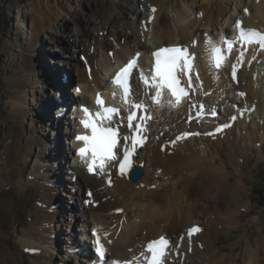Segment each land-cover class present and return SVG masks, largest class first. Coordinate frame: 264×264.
<instances>
[{
    "label": "bare ground",
    "instance_id": "obj_1",
    "mask_svg": "<svg viewBox=\"0 0 264 264\" xmlns=\"http://www.w3.org/2000/svg\"><path fill=\"white\" fill-rule=\"evenodd\" d=\"M112 1L94 0L90 2L92 4L87 3L86 5L85 0H80V6L86 5L87 11L85 12L82 8L77 16L59 24L57 33H59L58 37L60 38L57 39L54 35H48L41 40L42 42L44 40L52 45V48L48 47L53 51L51 55L64 58V62L55 61L53 59L51 63L48 62L47 64L41 56H37V52H35L37 49L33 47L35 44L39 43L38 39V43H35L36 41L31 39L26 41L24 44V47L25 45L26 47L25 49L23 48V52L20 53L18 58H16L17 56L15 57L19 71H17L12 78L10 86L13 88L11 93L13 99L15 98L13 102L16 107L9 117L2 120L0 119V130L3 133L4 139H6L0 145V201L2 207L5 208L8 216L11 213L10 217L12 219L17 204V197H13L14 194H12V197L6 198L5 193L9 191L10 187H13L10 191L18 189V192L25 191V194L33 190L30 187L29 179L24 177L19 178L14 183L15 169H11L8 166L10 162L14 161L10 158L15 159L23 153V148L20 144L21 139L19 141L17 137L22 130L23 132L25 131V129H23L24 121L22 118L23 116H28L29 111L26 100H28V96L33 93L37 94V96L40 95V98L36 100L34 98L35 102H32V108L38 111L37 114H39L44 121L46 126L43 132L44 137L54 146L53 149H51L49 157L51 158L53 156L52 158H54L55 161V164L52 165L50 170L53 174L55 183L61 182L60 172L62 176L65 177V159L72 154L74 156L72 166L74 169H72L73 171L70 173L75 176L76 183L80 184L81 187L79 188L82 189V185L86 186L88 191L94 195V202H99L97 208H94L92 204L90 205L89 203L83 204V207L80 205L81 207L77 209L74 208L78 213L79 221L78 226L74 227V231L79 234L80 239L84 238L86 241L92 240V232H98L105 246L108 261H115L121 264H147L150 256L146 252L147 245L153 240H159L163 237L171 242L170 247L166 250L165 256L162 258L163 264H215L222 256H224L223 258H227L226 264H231L232 261L236 263L235 260L238 261L239 259H244L245 264H257L256 258H259L260 255H264V229H261L259 232L260 235H258L255 241L250 239L251 233L249 230L244 229L245 237L242 234L239 239L231 245L229 248L230 250L226 252V254H223L226 248L224 246H219V243H222L220 241V235L224 233L228 235L236 234L238 231L243 230L242 222L243 216L245 215L243 207H246L241 205V202L245 200L242 194L243 186H239L237 182L233 181V177L228 172L230 167L228 163L233 162V154L231 152L228 153L229 157L221 161L227 163L220 162L221 164H219L215 157H210L209 159L206 157H197L196 152L187 147L185 153H183L177 146L175 147L171 143L170 145L167 144L168 146L165 144L168 140L166 136L168 135L169 127L161 131L165 128L164 124L155 123L154 121H157L158 118H163L167 120V122L170 121L167 124L164 123L166 126L170 124L172 126L174 125L172 128L174 131H178V133L174 135L173 139H175V143L178 145L179 143L184 144L179 147H184L187 141H184L185 138L182 137V134L190 133V131L197 132L199 129H202L203 133H207L209 131H214L222 124H216L217 119H211V114L217 113L219 107H222L224 109L222 120L224 124H229V127L219 135H212L211 140L223 139L221 142L223 146H225V137L230 135L235 127L238 128V124H244L246 132H240V135L237 134V137L247 135V132L251 134L253 131L255 134H252V136H255V139L257 138L255 122L253 129V126L248 127L245 123H241V121L234 123L233 116H235L236 113L241 114V110L237 111L240 100L242 101L241 104H243L242 108H245L244 105L249 104L248 102L251 104L249 107H251L252 111L255 110L254 107L257 110L264 108V102H262V97L256 81L252 78L254 73H256L255 71L258 66L259 58L264 57V50H260L258 53L260 46L258 44L254 45L253 43L250 45L245 43V48L240 50L237 46L239 45V47H241L240 45L244 41L240 39V30L236 25L238 22H242L241 24L245 31L256 29L264 33V0H240L237 2V6H245L244 10H246L247 13L249 12V16L244 13V15L239 16L241 18L238 19L239 21L231 18L232 20L229 23V25H232L231 27H223L220 33H212L211 35L206 33L203 37L204 42L199 39L200 42H198V46L195 45L194 41L197 39L196 36L198 33L201 34L202 30L204 31V26H211L213 27V31H216L214 27L217 25L216 20L224 16H231L229 10L231 0H203L206 1L207 7L200 11L196 20H192L189 13L194 7H201L202 0H185L186 4L191 1L186 5L190 10H187V12L182 8H178L179 0H133V2H131V0H121V2L114 1V3H112ZM125 1H130L131 4L125 5ZM223 2L227 5H223ZM94 5L95 9L91 10V6L93 7ZM123 6H126L125 11L131 10L135 14L134 17H130V20L135 21V19H137V21L141 23V27L145 25L150 30V33L141 30V33L144 35L143 38L147 39L148 34H160L161 37H159L160 39H158V42L155 40L153 46H149L140 36L138 37L137 34L131 35L133 37L129 35L133 31L130 29L132 31L129 30V33L127 27V24H129L127 19L130 14L128 15L127 12L123 10ZM42 8L38 6V2L34 1L31 8L27 11L32 27L30 28L31 30H35L33 33L37 35L54 24V15L56 14L53 8H49V12L46 13ZM155 8L156 12L153 13L152 9ZM82 11V14L86 15V19L80 18ZM171 11L173 14H171ZM137 16L139 18H137ZM132 24L134 28L137 26V23ZM206 30L208 31L207 28ZM63 38H67L68 41H65V39L63 40ZM226 38L232 43L237 41L238 45L234 51L237 53L235 56L239 55V61L236 60L237 58L228 57V52L224 49ZM167 41L169 44H165ZM209 41H211V43H209ZM65 42L66 44H63ZM203 43L204 45L202 46ZM62 45L64 47H62ZM213 45L220 48L223 46L222 55L225 59L220 68H216L213 64L211 53ZM167 46H183L189 56L197 54L196 65L190 71L189 75L192 79H187L188 77H186L185 81L188 89L187 96L182 98L178 106H172V104H175V98L172 97L168 89H163L160 103L157 104L155 102L154 105L153 100H155L157 89L152 85L149 88L145 87L142 82L139 83L138 80L133 78V85L130 86L131 91L127 97L129 98V103L127 105L124 101L126 96L123 89L109 82L114 72L128 60L136 55H140L138 69L143 68L147 74L148 72H151V74L152 72L155 73L153 68V53L156 49ZM200 47H203L204 51ZM247 47L250 48V52H246ZM31 49L34 52H32V54ZM117 49L118 54L116 51ZM121 51L122 56L120 55ZM104 53L108 56H101L98 58L99 54L104 55ZM80 54L82 56H87L85 65L79 60ZM52 63H57V71L54 70ZM36 64H39L41 68L40 77L38 79H35V75L37 76V71H35L37 68ZM65 65L71 68L67 67L68 69H65L66 72L59 69V67L63 66L65 68ZM81 67H83V71H81ZM99 68H103L104 71H99ZM240 68L243 70V75L240 78L242 82L244 81V85L242 86H238L236 83L239 77H231L233 69L236 71ZM71 71L73 73H70ZM100 72L103 76L101 78L99 76ZM106 74L108 75L105 80L104 77ZM225 74H227V76L224 79ZM185 75L187 76V73H185ZM41 76L42 79H40ZM60 76L61 78H59ZM194 76L199 87L198 91L202 98H197V94L195 95L193 88H191L195 80L193 79ZM152 77L153 76H151V79ZM30 78H32L31 82ZM41 80L43 81L41 82ZM55 81L62 83L60 85L66 88L68 85L77 83L78 88H74L79 89V91H70L72 97H75V94L76 98H73L72 101L70 98L68 99L69 95L64 92L63 87H55ZM227 84L230 86L228 87ZM27 87H29V89H27ZM242 87H246L249 91L254 88L255 93L250 95L249 91L244 90ZM37 88L39 92H37ZM55 88L57 89L56 91ZM26 89L27 91L25 93L24 90ZM58 89H60V92ZM148 89H150V93L152 92V100L150 96L147 97ZM52 91H54L53 94ZM229 91L237 98L238 102L236 104H234L233 101H225L228 98L227 95L229 94L227 93ZM47 92L51 95H47ZM190 92L192 93L193 99L191 103H189ZM224 93L226 95L224 99L221 100ZM241 93L244 94L243 97H241ZM62 95L66 96L61 98ZM98 95L104 96L109 105L115 106L117 110L121 109L124 112H127V110H134L135 108L132 107L134 103L143 104L148 107V117L145 120V129H143L146 132L145 134L144 131L142 133L144 142L141 141V143H139L143 146V150L136 152L131 167L126 169L123 174L119 173L117 164H119L118 161H122V147L127 144L126 140L120 143V154H122L116 155L115 153V159H106L104 163L108 165L106 167L104 166L103 169L96 167L95 174L92 172L90 173L87 169L92 159L91 152L85 153L83 158L78 153H75L76 149L80 150L81 148L87 147L83 141L77 140L76 137L92 135L91 129L85 128L84 124L81 123V121H84L86 118L84 117L83 111L80 110L81 107L79 106V102L90 108L89 110L92 113L93 111L102 113L103 121L107 119V115H104V111L95 105V100ZM256 96L259 99H257ZM231 97L230 99L234 98ZM74 99L79 102L74 103ZM51 100L54 103L55 111L49 106ZM55 100H57V102ZM170 100L172 104L169 103ZM203 100L205 101L204 103ZM227 102L228 105L229 102L230 104L232 103L229 109L224 106ZM195 103L197 104V110L192 113L193 109L191 106L193 105L195 108ZM76 104L77 106L75 107ZM152 105H154L155 109H153ZM202 105H205L204 108ZM22 108L27 109V113ZM50 109L51 113L55 112L58 115L55 116L54 113L51 117L49 113ZM77 109H79V111L71 113L72 116L67 119V122L63 121V118L66 117L69 112ZM202 110H204L203 113L206 115L201 120L202 126L197 125L198 121L192 120V122L189 123L182 120L184 113L189 119L190 115L195 116L197 113H201ZM248 114L249 113L246 115ZM262 115L264 119V114L262 113ZM176 116H178L179 120H182V122H179ZM153 117L154 119L151 122V118ZM124 118H126V114ZM259 118L262 119V116ZM96 119L92 118L93 121H96ZM123 121L125 122V119H123ZM35 122V120H32L28 127L29 129L33 128L34 132L36 129ZM108 123L109 124L102 126L114 127V125L120 123V121L118 122L117 115H114L111 119H108ZM121 123L123 126V128H120L122 136L129 135L126 126L124 127L123 122ZM61 130H63L62 133ZM149 133L152 134L151 141L149 138L147 139ZM159 134L161 137L155 140V137ZM63 135H65V138H63ZM61 137L65 139L64 144L68 142L70 146L72 145L73 148H71L70 151L65 148L63 149L61 146ZM25 139L26 144L35 145L38 151H42V154L38 152L35 154L33 160L34 168H36V164L39 161H44L47 164L52 163L48 159L47 151H45L46 142H43V140H34L31 135H27ZM131 139L132 132L129 135L128 144H131ZM193 140H195L194 135L190 136L188 141ZM261 140L264 142V137L261 138ZM208 141H210V138ZM119 142L120 140L118 144ZM155 143L161 145L160 151L156 153L157 155L155 154L156 150H154V146H156ZM31 150L29 151V155L32 153ZM161 151H163V153ZM217 152L219 153V150H217ZM19 153L21 154L19 155ZM118 153L119 150L117 154ZM170 153L173 154L169 155ZM246 156L249 157V154L247 153ZM27 158L28 152L26 154L25 163L27 162ZM245 159L249 160L250 158ZM145 162H147V164ZM179 164L182 168H180ZM140 165H144V169L147 167L146 174L143 175L138 182L132 184L129 179L128 170ZM236 165L238 166L239 163H236ZM42 167L44 168V166ZM48 167H46V169H48ZM173 167H175V169ZM172 168L174 169L173 171L171 170ZM179 169L187 171L184 175L180 176L178 175ZM243 169H245V167L240 168V172H243ZM158 171L161 172L153 178V174ZM238 172L239 171L236 173L239 174ZM110 178H112V180H110ZM70 179L73 180V177ZM110 181L113 182L116 192L122 195L128 202L127 206H123L119 199L115 198L109 192H106L108 187L107 183ZM241 182H243V180H241ZM72 186L75 187L74 185ZM54 192L55 190H52V193ZM64 195L67 196V194ZM3 198L6 199L4 200ZM34 214L35 220L41 216L38 214L37 210L34 211ZM133 219L137 220L134 222ZM55 220H57V218L50 219V221ZM249 222L251 221L249 220L248 223ZM101 224H103V228H101ZM258 224H261L260 220H258V223L254 221V226L257 227ZM192 228H199L200 231L189 235V230ZM12 229L14 230V223H12ZM37 232L38 229L35 227V223L29 230H24L23 234L20 235V242L23 245V249L37 251V254H41L39 256L32 255L33 264H55L54 255L48 259V255L43 253V251H41L42 249H35L36 241L40 238ZM246 236L248 238H246ZM12 238L15 237L11 235L10 230L4 232L0 223V264H21L23 255L25 260L24 252L18 251L16 254L12 250L10 244ZM77 241L78 240L70 238L71 243H77ZM57 249L60 250V248ZM69 249L73 254L78 252L79 257L72 256L73 254L69 257H64L66 264H85L82 257L83 253H87L89 258H94L95 260L98 258L93 250L86 249L85 247L80 246L71 248V246H69ZM238 249H241V252L238 253ZM35 256L38 257L34 258ZM258 262V264L264 262V256Z\"/></svg>",
    "mask_w": 264,
    "mask_h": 264
},
{
    "label": "rangeland",
    "instance_id": "obj_2",
    "mask_svg": "<svg viewBox=\"0 0 264 264\" xmlns=\"http://www.w3.org/2000/svg\"><path fill=\"white\" fill-rule=\"evenodd\" d=\"M34 1L38 2V6L40 8L45 6L44 8H42V9H44L45 13L49 12V10H48L49 8H53V10H55V12H56V14L54 15V17H55L54 18V24L51 25L50 28L44 30L41 34H38V35L33 33L35 30H33V29L31 30L32 27H31V23H30V18L28 17L29 15H27L28 14L27 11H28V9L31 8V5H32V3H34ZM93 1L94 0H85V3H86V5H87V3L92 4L90 2H93ZM108 1H110V0H108ZM114 1L121 2V0H113L112 3H114ZM239 1L240 0H231V2L229 4V10H230L231 16H229V17L224 16V17L217 19L216 20L217 25L214 26L216 28V31H213V29H212L213 27H211V26H207V25L204 26L205 27L204 31L202 30L201 34L198 33V35L196 36L197 39L194 37L196 39L194 41L196 46H198V44H199L198 42H200L199 39L203 40V42H204L203 37L205 36L206 33H208L210 35L212 33L213 34L218 33V32L220 33L223 27L224 28L231 27L232 25H229V23L232 20L231 18H233L236 21H239L238 19H241L239 16L244 15V13L249 16V12L247 13L246 10H244L245 6L239 7V5L238 6L236 5L237 2H239ZM125 2H126L125 5L131 4L130 1H125ZM131 2H133V0H131ZM189 2H191V1H189ZM189 2H187V4H189ZM201 2H202L201 7H197V8L194 7V9L190 11L188 9L189 7L186 6L187 4L185 3V0H179L178 1V3H179L178 8H182L186 12H187V10H189L190 11L189 16L191 17V19L196 20L197 16L200 14V11L203 10V8L207 7L206 1L202 0ZM115 3H117V2H115ZM86 5L80 6V0H0V119L1 120L6 118V117H9L10 114L13 112L14 108L16 107V105H14V102H13L15 98L13 99V95L11 93V90H13V88H12V86H10V84H11L12 78L15 76L16 72L19 71L17 64H16V58H18L20 53H22L23 50L25 49V47H26V45L24 47L25 42L31 39L33 41H36L35 43H38L37 42V39H38L39 43L35 44L33 48L37 49L35 51V52H37V56H39V57L41 56L44 59V61L47 62V64H48V62L51 63V60H53V59L55 61L64 62V58H62L60 56L58 57V56L51 55V53L53 51L49 48H52V45L45 42L44 40L42 42L41 40L44 39L45 37H47L48 35H51V36L54 35L55 37H57V39L60 38V37H58L59 33H57V31L59 30L58 29L59 24H61L63 21H65L67 19H70L72 17L77 16L81 11L80 9H82V8L86 12L87 11ZM115 5H117V4H115ZM223 5L226 6L227 4L224 3ZM125 7L123 6L124 11H125ZM94 9H95V5L93 7L91 6V10H94ZM125 12H127L128 15L130 14L129 18L127 19V21L130 24V25L127 24L128 32L130 29L133 30V31L130 30V31H132L131 34H129L130 36L133 34H137L138 37L140 36L142 38V40L144 42H146L149 46H153V43L155 42V40H157V42H158V39H160L159 37H161L160 34H158V35H155V34L149 35L148 34L147 39L143 38L144 35L141 33V30H144V32H147V33L148 32L150 33V30L145 25L141 27V23L139 21H137V19H135V21L130 20V17H134V15H135L134 12H132L131 10L130 11L126 10ZM155 12H156V8H155V11H153V13H155ZM82 13H83V11L81 12V17L80 16L79 17L81 19H86V15H83ZM171 14H173L172 11H171ZM82 15H83V18H82ZM138 16H140V15H138ZM138 16H137V18H139ZM236 21H235V23H236ZM132 23H137V26L134 28ZM240 23H242V22H240ZM233 25H234V22H233ZM206 28L208 29V31L206 30ZM205 31H207V32H205ZM42 36H43V38H42ZM131 37H133V36H131ZM64 39H65V41H68L67 38H63V40ZM63 44H66V42ZM165 44H169V42L167 41V42H165ZM235 44L238 45L236 42H235ZM203 45H204V43L202 44V46ZM154 46H156V45H154ZM62 47H64V46L62 45ZM201 49L204 51L203 47ZM197 50H198V48H197ZM116 51L118 54V49ZM32 52L33 51L31 49V54H32ZM247 52H250V50H248ZM121 54H122V51L120 52V55ZM235 54H237V53L234 52L233 55H229L228 57L235 58V59L237 58L236 60L239 61L240 60L239 55L235 56ZM101 56L106 57L108 55H106V53H104V55L99 54L98 58H100ZM86 58H87L86 55L82 56L80 54V56H79L80 62L83 63L84 65L86 64ZM56 64L57 63H54V64L52 63L54 70H56L58 68V66ZM36 66H37V68L35 71H37L36 72L37 76L35 75V79H38L40 77L41 68L39 67V64H36ZM67 67L65 65V68L63 66V67H59V69H62L63 71H65V69ZM68 68H71V67H68ZM99 69H100L99 71H101V72L104 71L103 68L102 69L99 68ZM81 71H83V67H81ZM210 71H209V73H210ZM101 72L99 74L100 78L103 77ZM255 72L256 73H254L252 78L256 81L258 90H259L261 97H262V102H264V57L259 58L258 66H257ZM70 73H73V72L71 71ZM107 75L108 74H106V76L104 77L105 80L107 78ZM226 76H227V74L224 75V79L226 78ZM32 78H30V82H31ZM59 78H61V76ZM40 79H42V76ZM42 81L43 80H41V82ZM58 81L54 82L55 87L56 88H62L63 85H60L62 83H59ZM229 82H230V80H229ZM194 83H196V81H194ZM236 83L238 86L244 85V81L242 82L241 79H238ZM56 84H57V86H56ZM230 84H231V82H230ZM227 85H228V87L230 86L229 84H227ZM29 87H27V89H29ZM56 88H55V91L57 90ZM72 88H74V87H72ZM232 88H233V86H232ZM242 88L244 90L249 91L246 87H242ZM242 88H240V89H242ZM27 89L24 90L25 93H26ZM63 89H64V92L67 93V95H69L68 99L70 98V100H72L73 98H76L75 94H74L75 97H72V93H70V91L73 89H71V87L69 85L67 88L63 87ZM58 90L60 92V89H58ZM198 90L199 89L195 90V95L197 94L196 95L197 98H202ZM227 90H229V89H227ZM37 92H39L38 88H37ZM25 93H24V95H25ZM53 93H54V91H52V94ZM249 93H250V95H253L252 93H255V89L252 88V90H250ZM46 94L48 95L50 93L47 92ZM227 94H229L230 97L231 96L234 97V95L230 91ZM30 95H32V96H30ZM30 95L29 96L27 95L28 100H26L27 108L29 111L28 116H23V118H22V120L24 121V123H23L24 128L23 129H25V131L23 132V130H22L21 133L19 134V136L17 137L19 139V141L21 139L20 144L23 148V150H22L23 153L21 156H18L15 159L10 158V159H13L14 161L10 162L8 166L11 169H15V174H14L15 176H14V180H13L14 183L19 178L24 177L26 179H29L30 187L33 190H31L30 193L27 192L25 194V191H23V192L19 191L18 192V189H13L12 191H10L13 188V187H10L9 191L5 193V197L10 198V197H12L11 195L14 194L13 197H15V196L17 197L16 208L14 210L13 217L11 219V217H10L11 213L9 214V216L6 214V210H5V208L2 207V204L0 201V223H1L2 230L4 232H8V230H10L11 235L13 237H15V238H12V240L10 242L12 250L16 254L18 251L25 253V260H24V255H23L22 260H21V264H33L34 261H33L32 255H38V256L41 255L40 253L37 254L38 252L35 253L36 251H30V250L28 251L27 249H23V245L20 242V235L23 234L24 230H29L34 223H35V227L38 229L37 235L40 236V238L36 241V248L35 249H40V250L42 249L41 251H43V253H46V255H48V259L51 258L52 255H54L55 256V258H54L55 264H64V263L66 264V261H64V257H69L73 254V252L69 249V246H71V248H76V247L81 246V247H85L86 249H89V250H92V248H94V246L91 248V245L89 243H86V240H84V238L80 239L79 234L76 233V231H74L75 230L74 227L78 226V224H79L78 213L75 211V209H77L81 206L83 207V204H85V203H87V204L89 203L90 205L92 204V206L94 208H97L99 202H94V195L88 191L86 186L82 185V189H80L79 188V187H81L80 184L76 183L75 176L72 173H70L71 171H73L72 169H74L72 167L73 162H74V160H73L74 156L72 154L69 155L65 159V164H64L65 177H63L61 172H60L61 182L55 183L54 178H53V174L50 172L52 165L55 164V161H54V158H52L53 156L51 158L49 157V155L51 153V149H53L54 146L51 142H49L48 139H46L44 137L43 132H44V128H46L44 121L40 117V115L37 114L38 111H36V109L32 108V105H33L32 102H35L34 98H35V100L39 99L40 95L37 96V94H33V93ZM225 95L226 94L224 93V96L222 97L221 100L224 99ZM229 95H227L228 98L225 101H231V102L233 101L234 104H236L238 102L237 98L234 97L233 99H230ZM54 96H55V94H54ZM65 96L66 95H64V96L62 95L61 98H64ZM190 96H191V99L189 100V102L193 100L192 94ZM241 97H243V95ZM234 99L237 101H235ZM257 99H259V98L257 97ZM55 101L57 102V100H55ZM204 102L205 101L203 100V103ZM241 103H242V101L240 100L238 103L239 107L237 108V111L241 110V112H240L241 114L236 113L237 115L235 114V116H233V118L236 120V122L241 121V123H245L246 126H248V127L253 126L252 127L253 129L255 126L254 125V122H255L256 123L255 128H256V133H257L256 139H255V136H252V134H255L253 131L251 132V134L247 132V135H242V136L237 137L238 135H240V132L244 133V131H245L244 124L243 125L238 124L237 125L238 128L235 127V129L231 132V134L228 135L227 137H225V139H226L224 141L225 146H223V144L221 142L223 139H219V140L217 139L215 141L211 140L212 137L206 136V133H203L202 132L203 130L201 129V131H200V129H199L198 130L199 132L198 131L197 132L190 131V133L194 135L195 140H193V141L187 140V144L184 147H179L180 145L183 146L184 144L179 143V145H178L177 143H175V139H173V137L176 133H178V131L173 130L172 127H174V125L172 126L170 124V125L166 126L165 123L167 124L170 121L167 122V120H165L163 118H161V119L158 118L157 121H154L155 123H163L164 124L165 128L161 131H164L167 129V127H169L168 133H167L168 135L166 136V138L168 140L165 144L170 145V143H171L173 146H175V147L177 146L178 149H180L183 153H185V149L187 147V148L191 149L192 151H195L197 157H206L207 159H209L210 157H215V159H217L219 164L227 163V162H221V161L224 159H227V157H229L228 153L231 152L233 154L232 155L233 162L228 163L230 165L228 172L233 177V181L237 182V184L239 186H243L242 187V194L244 195L245 200H243L241 202V205L246 206V207H243V211H245L244 212L245 215L243 216L244 218H243V222H242V229L243 230L238 231L236 234L228 235V234L224 233V234L220 235V241L222 243H219V246H224L226 248L225 252L223 254H226V252H228L230 250L229 248L231 247V245H233L239 239V237L242 234L244 236V229L249 230V232L251 233L250 239L252 241H255L256 238H258V235H260L259 232L261 231V229H264V142L261 140V138L264 137V128H262V127H264V119H263V115H262V113L264 114V108L257 110L254 107L255 110L252 111L251 107H249V105H251L250 102H248L249 104L244 105L245 108H242L243 104H241ZM231 105H232V103L230 104V102H229V105H228V102H227L224 106H225V108L228 107V109H229V108H231L230 107ZM41 106H42V104H41ZM49 106L51 107V109L53 108L55 111L54 103L52 100L49 102ZM56 106H57V103H56ZM261 107H262V105H261ZM22 109L27 113V109H24V108H22ZM51 109H50L49 113L52 117V114L54 115L55 112L51 113ZM223 111H224V109L222 107L221 108L219 107V110L217 112V115H218L217 116V123L223 124V120H222ZM71 113L72 112H69L67 114V116L63 118V121L67 122V119L72 116ZM247 113H249V114L246 115ZM56 115H58V114L55 113V116ZM261 116H262V119L259 118ZM176 117L178 118V116H176ZM187 119L188 118H187L186 114L184 113L182 120L189 122V120H187ZM32 120L36 121L35 122V127H36L35 132L33 131L34 130L33 128L32 129L28 128L29 124H31ZM178 120H179V118H178ZM182 120H179V122H182ZM151 122H152V118H151ZM197 125L202 126V123H200L198 121ZM177 126H179V125H177ZM179 127H181V126H179ZM63 130H65V129H63ZM63 130H61V133L63 132ZM27 135H31L34 140H37V141L43 140V142L47 143L45 145V151H47V153H48V159L52 162L51 164H47L44 161H39L36 164V168H34L33 160L35 158V154H36V152H38L39 154H42V151H38V148L35 145L26 144L25 137H27ZM159 137H161L160 134L155 137V140H158ZM63 138H65V135H63ZM63 138L61 137V146L63 147V149L65 148L66 150L70 151L71 148H73L72 145L70 146V144L68 142H66V144H64L65 139H63ZM148 138L151 141L152 140V134L149 133ZM209 138H210V141H208ZM227 138H228V140H227ZM171 139H172L173 143H175V144L172 143ZM229 139H231V140H229ZM254 139H255V144H254ZM4 140H6V139H4L3 133L0 130V145L2 144V142ZM161 141H162V139H161ZM156 143H157V141H156ZM156 143H155L156 146H154V150H156L155 154L160 151V146H161L159 144L157 145ZM163 147H165V146H163ZM31 148H32V150H31ZM27 149H28V151H27ZM60 149H62V148H60ZM254 149H255V151H254ZM30 150L32 151L31 155H29ZM217 150H219V153L217 152ZM27 152H28V158H27V162L25 163ZM161 152L163 153V151H161ZM247 153L249 154V157L246 156ZM20 154L21 153H19V155ZM171 154H173V153H170L169 155H171ZM244 157L250 158V159L246 160ZM145 163L147 164V162H145ZM236 163H239V165L237 166ZM107 165L108 164L104 163L105 167ZM42 166H44V168ZM48 166H50V167H48ZM46 167H48V169H46ZM242 167L243 168L245 167V169H243V172H240V168H242ZM173 168L175 169V167H173ZM173 168L171 169L172 171L174 170ZM180 168H182L181 165H180ZM37 169H40V170H37ZM146 169H147V167H146ZM146 169H145V173H146ZM186 171L187 170H183V169L180 170L179 169L178 175H180V176L184 175L186 173ZM237 171H239L238 172L239 174L236 173ZM160 172L161 171H158L157 173L153 174V178L156 177ZM72 177H73V180L70 179ZM167 177H171V176H167ZM41 179H43V180H41ZM110 180H112V178H110ZM241 180H243V182H241ZM107 184H108V187L106 189V192H109L115 198L119 199V201L122 202L123 206H127L128 202L123 198L122 195H119L116 192V189H114L113 182L110 181ZM72 185H74L75 187H73ZM52 190H55V192L52 193ZM76 190H78V191H76ZM256 190L261 192V196L255 194L254 191H256ZM64 194H67V196ZM6 198H3V199L5 200ZM86 207H87V205H86ZM35 210H37L38 214L41 215L40 217L36 218V220H35V214H34ZM75 213H76V215H75ZM73 216H75V217H73ZM53 218H57V220L50 221V219H53ZM136 220L137 219H133L134 222ZM249 220L251 222L248 223ZM258 220L261 221V224H258V226L256 227V226H254V221H257V223H258ZM89 222H90V220H89ZM12 223H14V230L12 229ZM70 225H71V227H70ZM101 228H103V224H101ZM49 233H50V235H49ZM70 238L78 240L77 243H71ZM246 238H248V237L246 236ZM57 248H60V250H58ZM237 252L238 253L241 252V249H238ZM38 256H35L34 258H37ZM72 256L79 257L78 252H76V254H73ZM263 256L264 255H262V256L260 255L259 258H256L257 264L259 263L258 261H260V259ZM223 257L224 256H222L220 259H218L215 262V264H226L227 258L226 257L223 258ZM235 261H236V263H233V261H232L231 264H242V263L245 264L244 259H239L238 261L237 260H235ZM260 264H264V262H262Z\"/></svg>",
    "mask_w": 264,
    "mask_h": 264
},
{
    "label": "snow or ice",
    "instance_id": "obj_3",
    "mask_svg": "<svg viewBox=\"0 0 264 264\" xmlns=\"http://www.w3.org/2000/svg\"><path fill=\"white\" fill-rule=\"evenodd\" d=\"M155 11V9H153ZM236 27L240 30V39L247 44L257 43L261 48H264V35L261 33L250 30L245 31L241 23H237ZM211 43V41H209ZM227 43L228 50L230 51L233 47L231 42L225 41ZM213 64L216 68H220L225 57L222 55V49L213 45L211 49ZM156 62H155V74L152 77L154 81L153 87L157 89L155 93V102L157 104L160 103L162 97V90L168 89L171 92L172 97L175 98V104H172L171 100L169 101L172 106H178L182 97L187 96V92L183 87L180 86V80L177 78V69L183 70L185 67L191 68L190 60L192 59L186 50H182L181 48H162L157 51L155 54ZM136 65V61L132 60L129 62L125 68H123L116 76L114 83L119 85L127 97L129 94V75L133 68ZM233 78L236 76V71L233 69ZM145 83H148L147 78H144ZM79 91V89H76ZM241 95H244L241 93ZM99 104H103L102 100H98ZM132 107L139 110L143 107V105L139 103L132 104ZM85 113H88V109H84ZM105 114L108 119H111V115L117 112V109L114 108H105ZM101 114L97 113L99 117ZM135 114L129 115V126H131V122L136 119ZM234 119V118H233ZM84 124L85 128L91 129V136H77L76 139L83 141L87 147L81 148L79 150V155L83 158L85 153L91 152V163L89 164L88 171L91 173L94 171L96 167L103 169L104 161L106 159H115L116 157L113 155V149L116 147L117 139L116 132L111 128L107 127H99L91 118L88 116L87 119L81 121ZM141 143L139 138H136L133 142V151L135 150V144ZM132 153L125 150L123 162L120 164L121 173L125 172L126 169L131 167L130 156ZM199 228H192L189 230V235L192 233L199 232ZM93 235H96L93 233ZM96 253L100 258L101 264H103L106 249L100 243L99 237H97L95 241ZM169 246V241L163 237L159 240L153 241L147 245V251L151 253V258L147 261V264H163L162 258L166 254V250ZM111 264H117V262L113 261Z\"/></svg>",
    "mask_w": 264,
    "mask_h": 264
},
{
    "label": "water",
    "instance_id": "obj_4",
    "mask_svg": "<svg viewBox=\"0 0 264 264\" xmlns=\"http://www.w3.org/2000/svg\"><path fill=\"white\" fill-rule=\"evenodd\" d=\"M242 72H239V75H241ZM144 175V171L140 167H135V169L131 172L130 179L133 183H136L139 181V179Z\"/></svg>",
    "mask_w": 264,
    "mask_h": 264
},
{
    "label": "trees",
    "instance_id": "obj_5",
    "mask_svg": "<svg viewBox=\"0 0 264 264\" xmlns=\"http://www.w3.org/2000/svg\"><path fill=\"white\" fill-rule=\"evenodd\" d=\"M256 195L261 196V192H259L258 190L254 191Z\"/></svg>",
    "mask_w": 264,
    "mask_h": 264
}]
</instances>
